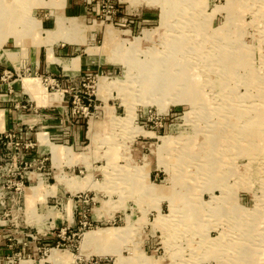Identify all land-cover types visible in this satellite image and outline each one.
<instances>
[{
    "label": "rangeland",
    "instance_id": "rangeland-1",
    "mask_svg": "<svg viewBox=\"0 0 264 264\" xmlns=\"http://www.w3.org/2000/svg\"><path fill=\"white\" fill-rule=\"evenodd\" d=\"M59 2L0 0V264H264V0Z\"/></svg>",
    "mask_w": 264,
    "mask_h": 264
},
{
    "label": "crops",
    "instance_id": "crops-1",
    "mask_svg": "<svg viewBox=\"0 0 264 264\" xmlns=\"http://www.w3.org/2000/svg\"><path fill=\"white\" fill-rule=\"evenodd\" d=\"M69 4H70V8H71L70 10L71 11L74 10V8L72 9V6L75 8L77 7V6H74V4H72L70 2H69ZM82 43H85V41H83V40L82 41L81 40H78V41L72 40V42L71 41L70 42H64V41L60 40L59 42L54 43V45H53L54 57L58 58V59L61 58V59H65V60L69 61V63H66L64 65L61 62L51 60V58L48 57L49 55L47 52V46L43 45L41 47V51L40 52L38 51V63H39L38 66L35 65L34 56L32 55V57H29V60H31V62L33 63L32 68L34 69V71L36 73H39L40 71L43 74L50 73V76H52L53 81H56L59 84H63L64 86H69V85L73 84L75 81H77L80 76L87 75L86 48H84V49L82 48ZM78 44H81V45L76 47V45H78ZM60 45L62 47H60ZM43 47L45 48V50H43ZM24 48H26V54H24V56L26 57V55L28 54V48L26 46ZM24 48L22 49V53L25 50ZM75 59H79V61H80L78 66L73 63V60H75ZM46 91H47V93L50 94V92L47 89H46ZM36 95H38V94H36ZM45 99H46L45 103L43 102L44 105H48L49 103H52V102H58V101L52 100L51 96L50 97L48 96ZM58 103H60V102H58ZM43 104H41V105H43ZM0 111L2 112V117H1L2 121L0 123V132H3L5 130L7 131V129L10 126H13L17 120L20 121L19 119H22V118H10L9 113H8V109H0ZM10 119L13 121V125L11 124ZM18 121H17V123H19ZM44 132H40V133H44ZM47 136H49V133H47ZM39 142H40V138H39ZM40 147L42 148L41 142H40ZM69 147H71V146H69ZM72 150H73V148H72ZM62 160L64 161V160H66V158H63ZM66 164L69 165L68 163H66ZM70 201H72V198H70L69 202ZM73 208L75 210V206ZM74 210H73V219L72 220L69 217V212L67 211V209H66V212L64 214L61 212V218L64 217V215H65L66 218L70 222H73L74 221ZM91 219H92V221H95L94 216H92Z\"/></svg>",
    "mask_w": 264,
    "mask_h": 264
},
{
    "label": "bare ground",
    "instance_id": "bare-ground-1",
    "mask_svg": "<svg viewBox=\"0 0 264 264\" xmlns=\"http://www.w3.org/2000/svg\"><path fill=\"white\" fill-rule=\"evenodd\" d=\"M63 1L64 0H60V2H59V5H58V7H60L59 9H60V11L63 9V7H62V3H63ZM61 16H63V13H62V11H61ZM73 19H76L77 20V18H73ZM75 20V22L74 23H71L70 24V26L72 27V28H77L78 26H80V23L79 22H77ZM55 32V31H54ZM37 51V50H36ZM34 57H35V61L37 62V60H38V51L37 52H35L34 53V55H33ZM64 61V60H63ZM62 61V62H63ZM64 63V62H63ZM73 63L75 64V65H77L78 63H79V59H75V60H73ZM79 65V64H78ZM50 94H51V99L52 100H54V101H58V102H61V100H63V96L59 93V94H57V93H51L50 92ZM90 125H89V128H88V132H89V136L91 137V139H93V141L94 140H96V137H97V132H96V130H97V123L94 121V120H90V123H89ZM110 231H111V229L110 228H107V227H105V228H102L99 232H93V231H88V232H86V236H85V240H84V245H85V247H88L90 244H92V242H94V241H96V240H98V239H100L101 237H104V236H109V235H114V236H118V232H116V230H115V233L113 234V233H110ZM98 234H100V235H98ZM78 258H81V259H89V258H87L84 254L83 255H78L77 257H76V259H78ZM75 259V260H76ZM75 260L73 261V263L75 262Z\"/></svg>",
    "mask_w": 264,
    "mask_h": 264
},
{
    "label": "built area",
    "instance_id": "built-area-1",
    "mask_svg": "<svg viewBox=\"0 0 264 264\" xmlns=\"http://www.w3.org/2000/svg\"><path fill=\"white\" fill-rule=\"evenodd\" d=\"M58 87H59V85H58ZM72 89H74V88H72ZM80 100H81V96H79V94H75L74 95V103L80 102ZM0 134L3 135L4 133H0ZM85 217H86V214H85ZM73 264H90V262L87 259L78 258L75 260V262Z\"/></svg>",
    "mask_w": 264,
    "mask_h": 264
}]
</instances>
